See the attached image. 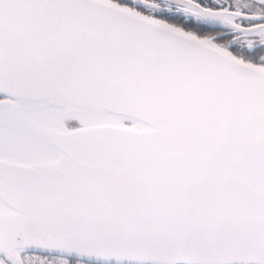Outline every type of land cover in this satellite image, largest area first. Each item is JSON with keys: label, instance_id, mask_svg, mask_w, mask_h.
<instances>
[{"label": "snow or ice", "instance_id": "1", "mask_svg": "<svg viewBox=\"0 0 264 264\" xmlns=\"http://www.w3.org/2000/svg\"><path fill=\"white\" fill-rule=\"evenodd\" d=\"M0 264H264V0H0Z\"/></svg>", "mask_w": 264, "mask_h": 264}]
</instances>
